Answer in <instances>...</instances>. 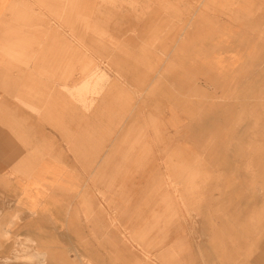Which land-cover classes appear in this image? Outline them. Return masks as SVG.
Instances as JSON below:
<instances>
[{
    "label": "rangeland",
    "instance_id": "obj_1",
    "mask_svg": "<svg viewBox=\"0 0 264 264\" xmlns=\"http://www.w3.org/2000/svg\"><path fill=\"white\" fill-rule=\"evenodd\" d=\"M14 10L39 29L40 93L0 114V264H264V0ZM216 51L225 76L198 58ZM31 147L73 178L50 211L5 185Z\"/></svg>",
    "mask_w": 264,
    "mask_h": 264
},
{
    "label": "crops",
    "instance_id": "obj_2",
    "mask_svg": "<svg viewBox=\"0 0 264 264\" xmlns=\"http://www.w3.org/2000/svg\"><path fill=\"white\" fill-rule=\"evenodd\" d=\"M19 2L0 0V114L3 116L27 113L13 99L35 98L40 93L39 29L35 28V21L31 17L27 27H18L24 24L18 21L14 10ZM249 5L250 1H247L242 8H249ZM230 50L229 62L233 64L239 54L236 49ZM198 58L207 66L211 62L209 67L215 69L216 75H226L228 64L223 52L216 51L210 57L199 54ZM210 70L213 72V69ZM168 123L173 126L170 119ZM12 169L16 176L5 181V185L17 202L23 203V209L50 211L51 204L60 202L57 191L73 186L72 175L61 159L38 147H31ZM45 198H48V202L43 201Z\"/></svg>",
    "mask_w": 264,
    "mask_h": 264
},
{
    "label": "bare ground",
    "instance_id": "obj_3",
    "mask_svg": "<svg viewBox=\"0 0 264 264\" xmlns=\"http://www.w3.org/2000/svg\"><path fill=\"white\" fill-rule=\"evenodd\" d=\"M45 254V253H44Z\"/></svg>",
    "mask_w": 264,
    "mask_h": 264
}]
</instances>
